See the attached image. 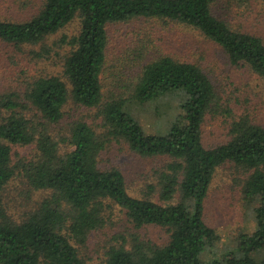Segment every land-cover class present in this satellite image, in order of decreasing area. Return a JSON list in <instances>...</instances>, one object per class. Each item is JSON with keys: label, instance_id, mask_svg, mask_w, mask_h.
Segmentation results:
<instances>
[{"label": "trees", "instance_id": "obj_1", "mask_svg": "<svg viewBox=\"0 0 264 264\" xmlns=\"http://www.w3.org/2000/svg\"><path fill=\"white\" fill-rule=\"evenodd\" d=\"M215 1L43 0L27 20L0 19V39L17 45L40 43L75 19L79 22L76 33L60 39L68 48L62 76L34 75L26 84L25 101L14 93L0 99V191L17 169L30 189L49 191L22 221L0 208V264H86L63 232L67 228L83 240L101 225L106 200L125 209L136 227H163L168 240L160 245L134 237L129 248L110 247L103 264H218L201 258L219 240L203 220V203L216 168L228 161L246 173L241 193L255 228L238 234L221 264H264V126L240 115L230 122L228 140L206 147L202 123L217 107L214 85L199 65L170 55L140 64L130 82L121 77V91L103 101L108 27L138 17L196 28L224 50L230 63L246 65L264 79L263 39L233 30L216 17ZM48 52L42 46L32 54L40 58ZM169 94L177 97L179 112L168 118L162 132L147 133L131 110ZM69 101L98 107L103 131L76 120L67 136L53 134ZM111 140L125 142L141 156L170 158L157 173L161 202L130 195L118 168L100 166ZM31 143L35 155L13 164L11 145ZM60 144L71 148L61 151Z\"/></svg>", "mask_w": 264, "mask_h": 264}, {"label": "rangeland", "instance_id": "obj_2", "mask_svg": "<svg viewBox=\"0 0 264 264\" xmlns=\"http://www.w3.org/2000/svg\"><path fill=\"white\" fill-rule=\"evenodd\" d=\"M42 2L0 0V19L27 20L39 10ZM212 12L233 30L255 34L264 41L262 0H216ZM78 26V19H75L36 44L17 45L0 39V99L14 93L17 100H24L26 84L34 75L62 76L63 58L68 48L60 39L63 35L76 33ZM108 35L106 63L101 74L103 101L121 91L118 88L121 77L130 82L140 64L159 55H170L199 65L214 85L217 107L214 112L207 113L202 123V142L206 147L228 140L230 122L240 115L246 114L252 122L264 126V79L246 65L230 63L224 50L198 29L177 21L138 17L110 24ZM42 46L49 52L40 58L34 56L32 51H38ZM131 111L147 133L162 132L168 118L179 112L177 97L169 94L142 106L136 105ZM27 113L33 116L32 110ZM76 120H84L97 131H103L98 107L88 108L69 101L63 118L52 126V133L67 136L69 125ZM60 148L64 151L71 147L60 144ZM35 153L33 143L11 145L13 164L27 160ZM169 160L164 156L138 155L125 142L111 140L102 152L100 166L118 168L125 177L130 195L161 202L157 173ZM245 178L246 173L230 161L218 166L214 172L203 203V220L215 229L219 240L202 254L204 261L217 260L221 264L225 251L236 245L238 234L250 233L255 228L253 215L246 208L241 193ZM48 195V190L30 189L17 169L0 191V208L9 218L19 222L37 209ZM177 200L178 193L173 202ZM104 204L101 225L88 231L83 240L72 237L67 228L63 232L86 264H103L110 247L124 244L129 248L134 237L160 245L167 242L168 232L163 227H136L126 210L117 203L106 200Z\"/></svg>", "mask_w": 264, "mask_h": 264}]
</instances>
